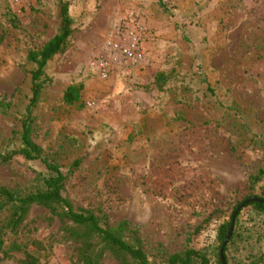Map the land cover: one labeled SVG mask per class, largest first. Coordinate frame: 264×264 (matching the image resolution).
Masks as SVG:
<instances>
[{
    "label": "rangeland",
    "instance_id": "obj_1",
    "mask_svg": "<svg viewBox=\"0 0 264 264\" xmlns=\"http://www.w3.org/2000/svg\"><path fill=\"white\" fill-rule=\"evenodd\" d=\"M65 2L71 34L47 63L31 114L33 142L68 175L63 195L109 226L126 221L154 264L211 254L219 225L262 190L252 178L264 170V0H0L1 154L20 146L35 69L27 54L57 34ZM130 12L144 25L145 58L97 78L90 64ZM70 85L82 91L69 106ZM43 168L2 163L0 188L36 192ZM242 209L228 261L264 264V215ZM10 214L0 211L3 251L19 250L0 252V264L25 254L79 264V244L47 210L32 207L14 230ZM99 264L118 261L105 253Z\"/></svg>",
    "mask_w": 264,
    "mask_h": 264
},
{
    "label": "trees",
    "instance_id": "obj_2",
    "mask_svg": "<svg viewBox=\"0 0 264 264\" xmlns=\"http://www.w3.org/2000/svg\"><path fill=\"white\" fill-rule=\"evenodd\" d=\"M72 25L69 16L68 4L62 3L60 6V26L57 34L52 37L39 50L29 52L27 60L35 69L29 74L30 79V100L25 110V116L20 121V146L16 150L7 153H0V164L8 163L15 157H22L27 162H37L41 164L46 173L41 178L42 187L33 193L19 195L4 187L0 188V211L6 207L11 209L8 222L10 230H14L22 221L25 214H28L32 207L47 210L62 225L63 232L68 237L79 244L77 258L79 264H99L105 253L110 254L118 264H154L143 250L142 242L137 232L132 230L126 221H119L115 226L103 223L100 218L90 211L75 209L71 201L63 195V188L67 179L66 174L61 172L56 164L47 162L41 149L32 140V109L36 106L40 93L43 89V74L47 63L56 55L64 50L67 39L69 38ZM82 86L70 85L63 93V102L66 105H73L79 102ZM78 167V163H73L69 173ZM254 182L262 183L260 198L264 201V170L259 171L252 178ZM249 207L254 212L264 215V203H249L244 208ZM243 208V209H244ZM236 208L233 209V212ZM242 209V210H243ZM232 212V213H233ZM241 212V211H240ZM235 220L234 228L238 226V219ZM218 227L212 247L211 254L198 250H186L183 253L165 257L158 264H221L219 262V250L223 244L231 223L232 214L228 215ZM238 238L236 231L233 232L228 244L224 249V260L228 261L227 253L230 246L236 243ZM4 240L0 236V252L7 257L8 251H18L19 247L12 245L7 251H3ZM213 257V258H212ZM37 261L25 254L22 264H37Z\"/></svg>",
    "mask_w": 264,
    "mask_h": 264
},
{
    "label": "built area",
    "instance_id": "obj_3",
    "mask_svg": "<svg viewBox=\"0 0 264 264\" xmlns=\"http://www.w3.org/2000/svg\"><path fill=\"white\" fill-rule=\"evenodd\" d=\"M143 34L144 25L135 13L130 12L120 20L113 36L105 41L103 53L90 64L97 78L107 79L117 67L128 69L140 65L145 58Z\"/></svg>",
    "mask_w": 264,
    "mask_h": 264
},
{
    "label": "water",
    "instance_id": "obj_4",
    "mask_svg": "<svg viewBox=\"0 0 264 264\" xmlns=\"http://www.w3.org/2000/svg\"><path fill=\"white\" fill-rule=\"evenodd\" d=\"M249 203H261V204H263L264 201L261 200L260 198H257V197H250V198L242 201L240 204H238V206L236 207L235 211L232 214L231 223H230V227H229L227 236H226V238H225V240H224V242L221 245L220 250H219V262L221 264H226L225 260H224V256H223L224 255V249H225L226 245L228 244L230 238L232 237V234L234 231L235 220H236V218H238V213L241 211V209L244 206L248 205Z\"/></svg>",
    "mask_w": 264,
    "mask_h": 264
}]
</instances>
